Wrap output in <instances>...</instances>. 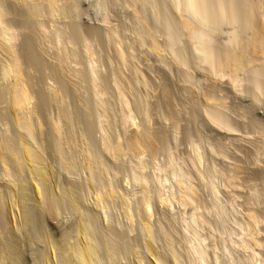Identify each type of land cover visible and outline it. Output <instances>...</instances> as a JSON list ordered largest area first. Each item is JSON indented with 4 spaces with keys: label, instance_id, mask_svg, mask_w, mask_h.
<instances>
[{
    "label": "rangeland",
    "instance_id": "rangeland-1",
    "mask_svg": "<svg viewBox=\"0 0 264 264\" xmlns=\"http://www.w3.org/2000/svg\"><path fill=\"white\" fill-rule=\"evenodd\" d=\"M48 1L2 0L8 15L6 22L16 32L15 51L21 67L23 65V83L31 96L29 109L33 110L35 121L38 120L42 126L41 140L48 145V160L50 164L52 161L51 165L58 172L57 180L54 179L56 183L53 181V185L51 182L52 197L47 193L49 198L41 200L35 194L32 177L28 176L26 181L29 184L25 182L27 194L22 192L28 195L27 201L17 204L16 214L8 211L10 229L21 237L18 240L21 251L25 252L22 256L24 263L42 264V256L47 253L50 264H65L69 251L75 248L78 240L80 243L82 241L78 230L80 208L99 217L97 226L102 234H115L108 236H112L119 245L116 246L120 249L118 256L121 264H138L142 259L144 264H160V259L164 262L162 264H197L198 258L192 247L197 244L196 233L200 234L206 246L208 264H264V46L262 50H254L255 44H252L264 26V5L261 0H232L237 17H242V21L231 13L232 17L235 16V24L228 23L230 21L226 19L228 22H220L218 28L213 24L201 23V19L192 14L188 0H146L144 12L147 22L144 27L147 29L140 25L142 7L135 0H106V4L105 0H57V11L54 13ZM230 1L224 3L230 5ZM184 23L200 32L196 35L199 40L191 35L189 37L183 29ZM143 28L149 36L144 35L146 43L141 48L137 47L135 41ZM201 36L208 40L216 58L219 56L218 62L226 59L230 52L245 56V59L241 58V68L226 65L227 68L218 69V64L213 68L198 51L204 44L200 41ZM1 55L0 51V137L17 140L23 132L14 122L15 112L10 101L11 80L2 77L6 58ZM145 85L147 88H144ZM144 111H148L147 119ZM125 114H131L130 118ZM217 116L223 118L221 121L226 119L224 121L230 127L228 130L222 129L221 124L214 121V117L218 119ZM58 122L62 137L69 144V158L75 159L76 167L73 169L65 168L59 161L55 131ZM142 129L146 132L143 133ZM139 133L148 134L149 137L143 135V138ZM106 139L121 151L118 155L112 156L106 151ZM134 139L142 140L143 144H140L142 147L135 145L136 151L131 145L137 142ZM83 152H94L90 154L96 181L89 179V172L82 163ZM8 183L9 179L4 177L0 168V185L6 184V192L12 190ZM213 183L217 189L216 196L212 192ZM70 184L77 187L84 197L78 195L80 199H75L64 193ZM95 190L104 197V204H98L100 207L94 204ZM161 196L163 201L160 200ZM146 202H150L153 209L146 208ZM25 206L27 209L23 210ZM192 214H196L194 216L199 223H195L193 229L189 225ZM252 215L257 218V223H251ZM146 224H151L153 230L157 231L153 246L144 231ZM192 230L198 231L195 233ZM70 236L75 243L70 244ZM244 241L246 245H243ZM53 242L68 252H61L60 249L53 254L52 248L50 250ZM121 249H125V252ZM101 253L102 257L107 258L106 251Z\"/></svg>",
    "mask_w": 264,
    "mask_h": 264
},
{
    "label": "bare ground",
    "instance_id": "bare-ground-1",
    "mask_svg": "<svg viewBox=\"0 0 264 264\" xmlns=\"http://www.w3.org/2000/svg\"><path fill=\"white\" fill-rule=\"evenodd\" d=\"M134 1V0H133ZM132 1V2H133ZM136 2H139V4H141V6L140 7H142V10L139 12L140 13V19H139V21L141 22L140 23V25L142 26V27H144V23L145 22H147L146 20V17H145V4L147 3V2H145L146 0H135ZM152 1V0H151ZM209 1V2H208ZM226 0H188V5H189V8H190V10H191V12H192V14H194V16H196V18L197 17H199L201 20H200V22L202 23H204L205 25H211V24H213V25H215L217 28H218V26H219V24H220V22L222 23V22H226L227 20L228 21H230V22H228V23H231V24H235L234 22L236 21V20H233L234 19V17L236 16V18H240V17H237L238 15V13H237V11H235V8L233 7L234 5H233V2L234 1H230V5H229V3H228V5L227 4H225V3H227V2H229V1H227V2H225ZM62 2V1H61ZM130 2V1H129ZM154 2V1H153ZM211 2H213V3H211ZM225 2V3H224ZM27 3H28V1H27ZM32 3V2H31ZM48 3L50 4V7L52 8V12L54 13V11L56 12L57 11V0H49L48 1ZM155 3V2H154ZM209 3H211V5H213V4H215V5H213L214 7H212V8H209L208 7V5H209ZM231 3H232V5H231ZM29 4V3H28ZM130 4V3H129ZM137 4V3H136ZM4 5L5 4H3L2 3V0H0V51L2 52V55H4V57L6 58L5 59V63L3 64V66H2V77L5 79V80H11L9 83H11V85H9V86H11V91H12V93H11V98H10V101L12 102V107H13V109H12V111H14L15 112V121L14 122H16V124H17V126L16 127H18V130L19 131H21V132H23V133H21V135L18 137V139L17 140H15V138L13 139V137L11 138H9V137H0V168L2 169V174L4 175V177L5 178H8L9 179V185H10V187H12V190H9V192H6V191H8V190H6L5 189V187H6V184H5V186L3 185H0V255H1V262L0 263H2V264H25L24 262V260H23V252L21 251V248H20V243H19V240H21L20 238L21 237H18L17 236V233L16 232H13V230H11L10 229V224H9V222H8V213L9 212H11V214L12 215H14V213L16 214V212H17V204L20 202V201H24V200H26L27 201V196L26 195H24L22 192H26L27 190H28V188H27V186H26V183L25 182H27L26 181V179H27V177L28 176H30V177H32V181L35 183V185H34V183H33V187L35 188V194L38 196V197H40V199L41 200H43V199H45V198H49V196H51L52 197V195H51V193L50 192H52L53 193V191H52V188H53V186L51 187V185H52V183L51 182H53L54 181V179H56L57 180V177L56 176H58V174L56 175V172H55V169L56 168H54L55 166H53V165H51L52 164V161H51V164H50V162H49V158H48V155H47V146L48 145H45V143H43V140H41L42 138L40 137V135H41V124L38 122V120H37V122L35 121V118H34V114H33V110L31 111L30 109H29V105H30V103H31V96L29 95V93L27 92L28 90L26 89L27 87H25V85H24V83H23V79H22V67H23V65H22V67H21V63H20V59L18 58V56H17V54H16V51H15V40H16V32L14 31V28H12L11 27V25H9V24H7V20H6V15H7V13H6V10H5V7H4ZM27 5V4H26ZM41 5V4H40ZM171 5V4H170ZM180 5V4H179ZM6 6H7V4H6ZM35 6V5H34ZM39 6V5H38ZM155 6H156V4H155ZM8 7V6H7ZM36 7V6H35ZM59 7V6H58ZM181 7V6H180ZM236 7V6H235ZM262 7V6H261ZM49 8V7H48ZM50 8V9H51ZM165 8V7H164ZM241 8H243V7H241ZM244 8H246V6L244 7ZM257 8V7H256ZM40 9V8H39ZM39 9H37L36 11H38ZM140 9V8H139ZM148 9V8H147ZM173 9V8H172ZM233 9V10H232ZM64 10V9H63ZM151 10V9H150ZM158 10V9H157ZM156 10V12H158ZM260 10V9H259ZM32 11H34V10H32ZM149 11V10H148ZM147 11V12H148ZM235 11V12H234ZM244 11V10H243ZM10 12V11H9ZM134 12V11H133ZM146 12V13H147ZM40 13V12H39ZM63 13V12H62ZM154 13V12H153ZM159 13V12H158ZM167 13V12H166ZM169 13V12H168ZM182 13H183V11H182ZM234 14L233 15V17H232V14ZM237 13V14H236ZM143 16H142V15ZM152 14V13H151ZM175 14H177V12L175 13ZM241 14V13H240ZM239 14V15H240ZM243 14V13H242ZM258 14V13H257ZM35 15V14H34ZM61 15V14H60ZM166 15V14H165ZM231 15V16H230ZM251 15H252V13H251ZM147 16V15H146ZM159 16V15H158ZM182 16V15H181ZM248 16V15H247ZM7 17H8V15H7ZM59 17V16H58ZM132 17V16H131ZM261 17V16H260ZM186 18V17H185ZM232 18V19H231ZM235 18V19H236ZM181 19V18H180ZM227 19V20H226ZM48 20V19H47ZM138 20V19H137ZM153 20V19H152ZM160 20V19H159ZM187 20V19H186ZM233 20V21H232ZM255 20H257V19H255ZM175 21V20H174ZM237 21H239V19H237ZM240 21H242V17L240 18ZM260 21V20H259ZM40 22V21H39ZM199 22V23H200ZM264 22V21H263ZM9 23V22H8ZM11 23V22H10ZM43 23V22H42ZM135 23V22H134ZM138 23V22H137ZM153 23V22H152ZM157 23V22H156ZM192 23V22H191ZM237 23V22H236ZM256 23H259V22H256ZM44 24V23H43ZM46 24V23H45ZM193 24V23H192ZM203 24V25H204ZM139 25V24H138ZM139 25V26H140ZM148 25V24H147ZM156 25V24H155ZM183 25V29H185V31H187V34H189V37H190V35L191 36H194L193 38L195 39V37H197L198 35H199V33L196 31V29L194 30V27L193 26H189V24H187V23H184V24H182ZM195 25V24H194ZM197 25V24H196ZM221 25V24H220ZM259 25H260V23H259ZM264 25V24H263ZM140 26V28H142ZM46 27V26H45ZM132 27V26H131ZM135 27V26H134ZM191 27H193V28H191ZM197 27V26H196ZM211 27V26H210ZM139 28V27H138ZM144 28H146V27H144ZM143 28V30H141L142 31V34H139L138 36H137V38H136V41H135V44H136V42H137V44H138V46L137 47H141L142 48V46H144L145 45V43H146V39L144 38V35L146 34V33H144V32H146L145 30L147 29H144ZM155 28V27H154ZM158 28V27H157ZM259 28H260V26H259ZM263 28V29H262ZM37 29V28H36ZM150 29V28H149ZM158 29H160V28H158ZM162 29V28H161ZM173 29V28H172ZM171 29V30H172ZM61 30V29H60ZM130 30V29H129ZM200 30V29H199ZM262 30V31H261ZM138 31V30H137ZM156 31H157V29H156ZM176 31V30H175ZM184 31V30H183ZM259 31H261V32H259V34H257V37L256 38H254V42H252V44L255 46V48H254V50H262L264 47V26L263 27H261V29L259 30ZM57 32V31H56ZM56 32H55V34H56ZM64 32V31H63ZM148 32V31H147ZM155 32V31H154ZM111 33V32H110ZM141 33V32H140ZM150 33V32H149ZM172 33V32H171ZM170 33V34H171ZM176 33V32H175ZM47 34V33H46ZM52 34V33H51ZM61 34V33H60ZM64 34V33H63ZM148 34V33H147ZM146 34V35H147ZM151 34V33H150ZM198 34V35H197ZM255 34V35H256ZM107 35V34H106ZM161 35V34H160ZM197 35V36H196ZM201 35H203V34H201ZM112 36V35H111ZM110 36V37H111ZM134 36H136V34L134 35ZM149 35H147V37H148ZM45 37V36H44ZM109 37V38H110ZM118 37V36H117ZM153 37V36H152ZM162 37V36H161ZM236 37V36H235ZM234 37V38H235ZM255 37V36H254ZM34 38V37H33ZM114 38V37H113ZM121 38V37H120ZM131 38V37H130ZM156 39H157V36L155 37ZM159 38V37H158ZM198 38V40H199V37H197ZM196 38V39H197ZM42 39V38H41ZM64 39V38H63ZM145 39V40H144ZM185 39V38H184ZM110 40V39H109ZM116 40V39H115ZM132 40H134V39H132ZM187 40V39H186ZM185 40V41H186ZM48 41V40H47ZM62 41V40H61ZM108 41V40H107ZM117 41V40H116ZM120 41V40H119ZM174 41V40H173ZM188 41V40H187ZM190 41V40H189ZM196 41V40H195ZM194 41V42H195ZM200 41H203L204 42V44H203V46H202V48L201 49H199L198 51H200L202 54H203V56H205V58H206V60H207V62L210 64V65H212V67L214 68L215 66H217V64H218V66L216 67V68H218V67H220V68H218V69H221V68H227V66H229L230 65V68H231V66H233V65H235V67L236 68H241V66L243 65H241L240 66V64H241V61H242V55H244V54H246V53H244V52H242V53H244V54H242L241 56L242 57H240L238 54H241V53H237V55H234V54H236V53H232V52H230V54H227V52H226V59L224 58H222V59H220L221 61L220 62H218L219 61V56L216 58V56L217 55H215V53H214V51H213V49L212 48H210V44H209V42H208V40L207 39H204L203 38V36H201V40ZM210 41V40H209ZM235 41V40H234ZM55 42V41H54ZM104 42V41H103ZM113 42V41H112ZM118 42V41H117ZM123 42V41H122ZM134 42V41H133ZM178 42V41H177ZM193 42V41H192ZM108 43V42H107ZM110 43H111V41H110ZM191 43V42H190ZM199 43V42H198ZM202 43V42H201ZM200 43V45H202ZM208 43V44H207ZM232 43V42H231ZM61 44V43H60ZM113 44V43H112ZM133 44V43H132ZM176 44V43H175ZM28 45H29V43H28ZM34 45V44H33ZM156 45V44H155ZM185 45V44H184ZM213 45V44H212ZM211 45V46H212ZM32 46V45H31ZM112 46V45H111ZM115 46V45H114ZM153 46V45H152ZM28 47V46H27ZM123 47V46H122ZM145 47V46H144ZM147 47H149V46H147ZM154 47V46H153ZM160 47V46H159ZM251 47H252V45H251ZM263 47V48H262ZM18 48V47H17ZM156 48H157V46H156ZM156 48H154V49H156ZM183 48V47H182ZM186 48V47H185ZM246 48H248L247 46H246ZM256 48H258V49H256ZM262 48V49H261ZM61 49V48H60ZM144 49V48H143ZM146 49H149V48H146ZM153 49V50H154ZM165 49V48H164ZM163 49V50H164ZM173 49H174V47H173ZM175 49H177V47L175 48ZM194 49V48H193ZM250 49V48H249ZM67 50V49H66ZM112 50H113V48H112ZM167 50V49H166ZM228 50H230V49H228ZM246 50V49H245ZM251 50V49H250ZM29 51V50H28ZM28 51H27V53H28ZM32 51V50H31ZM36 51V50H35ZM136 51V50H135ZM134 50H133V52H135ZM139 51V50H138ZM137 51V52H138ZM156 51V50H155ZM159 51V50H158ZM174 51H176V50H174ZM263 51H264V49H263ZM33 52V51H32ZM118 52V51H117ZM116 52V53H117ZM120 52V51H119ZM163 52V51H162ZM193 52H195L194 50H193ZM199 52V53H200ZM241 52V51H240ZM246 52V51H245ZM254 52V51H253ZM262 52V51H261ZM130 53V52H129ZM129 53H128V55H129ZM132 53V52H131ZM218 53V52H217ZM216 53V54H217ZM256 53V52H255ZM32 54V53H31ZM35 54V53H34ZM114 54V53H113ZM156 54V53H155ZM164 54H166V53H164ZM170 54V53H169ZM172 54V53H171ZM193 54H195V53H193ZM192 54V55H193ZM198 54V53H197ZM231 54H233V55H231ZM248 54V53H247ZM257 54H260V52H257ZM1 55V56H2ZM92 55V54H91ZM116 55V54H115ZM120 55V54H119ZM219 55V54H218ZM21 56V55H20ZM19 56V57H20ZM117 56V55H116ZM135 56V55H134ZM169 56H171V55H169ZM173 56V55H172ZM179 56V55H178ZM186 56V55H185ZM198 56V55H197ZM225 56V55H224ZM32 57V56H31ZM119 57V56H118ZM123 57V56H122ZM125 57V56H124ZM176 57H177V55H176ZM193 57H194V55H193ZM20 58H22V57H20ZM27 58V57H26ZM120 58H121V56H120ZM130 58V57H129ZM168 58V57H167ZM197 58V57H196ZM196 58H194V59H196ZM244 59H245V56L243 57ZM66 59V58H65ZM118 59V58H117ZM136 59H137V57H136ZM165 59V58H164ZM169 59V58H168ZM33 60V59H32ZM35 60V59H34ZM89 60V59H88ZM134 60V59H133ZM140 60V59H139ZM226 60V61H225ZM251 60V59H250ZM4 61V60H3ZM24 61V60H23ZM130 61V60H129ZM160 61H162V60H160ZM174 61V60H173ZM225 61V62H224ZM244 61V60H243ZM35 62H36V60H35ZM42 62V61H41ZM120 62V61H119ZM128 62V61H127ZM131 62V61H130ZM196 62V61H195ZM198 62V61H197ZM229 62V63H228ZM230 62H231V64H230ZM244 62H246V61H244ZM1 63V62H0ZM60 63V62H59ZM180 63V62H179ZM201 63V62H200ZM226 63V64H225ZM41 64V63H40ZM93 64H94V62H93ZM129 64V63H128ZM187 64V63H186ZM198 64V63H197ZM202 64V63H201ZM216 64V65H215ZM162 65H164V64H162ZM179 65V64H178ZM196 65V64H195ZM226 67H225V66ZM128 66V65H127ZM188 66V65H187ZM223 66V67H222ZM235 67H232V68H235ZM57 68V67H56ZM97 68V67H96ZM115 68V67H114ZM137 68V67H136ZM135 68V69H136ZM189 68H190V66H189ZM235 68V69H236ZM59 69V68H58ZM126 69V68H125ZM229 70V69H228ZM227 70V71H228ZM242 70V69H241ZM59 71V70H58ZM57 71V72H58ZM216 71H217V69H216ZM222 71V70H221ZM223 71H224V69H223ZM73 72V71H72ZM94 72V71H93ZM116 72V71H115ZM215 72V71H214ZM213 72V73H214ZM233 72H235V71H233ZM62 73V72H61ZM136 73V72H135ZM142 73V72H141ZM66 74V73H65ZM217 74H218V72H217ZM223 74V73H222ZM233 74V73H232ZM92 75V74H91ZM216 75V74H215ZM1 76V75H0ZM72 76V75H71ZM74 76V75H73ZM72 76V77H73ZM136 76V75H135ZM141 76V75H140ZM96 77V76H95ZM133 77H134V73H133ZM137 77V76H136ZM142 77H144V76H142ZM193 77V76H192ZM69 78V77H68ZM130 78H131V76H130ZM138 78V77H137ZM2 79V78H1ZM3 79V80H4ZM58 79V78H57ZM141 79V78H140ZM67 80V79H66ZM95 80V79H94ZM116 80V79H115ZM127 80V79H126ZM134 80V79H133ZM138 80V79H137ZM128 81V80H127ZM136 81V80H135ZM135 81H133V82H135ZM186 81V80H185ZM69 82H71V81H69ZM129 82H132V81H129ZM145 82V81H144ZM189 82H190V80H189ZM191 82H193V80L191 81ZM198 83V82H197ZM196 83V84H197ZM62 84V83H61ZM70 84V83H69ZM137 84V83H136ZM6 85V84H5ZM74 85H76V84H74ZM116 85V84H115ZM132 85H134V84H132ZM2 86V85H1ZM137 87H138V85H136ZM148 86V85H147ZM188 86V85H187ZM199 86H201V85H199ZM130 87V86H129ZM198 87V86H197ZM3 88V87H2ZM10 88V87H9ZM144 88H147L146 87V85H145V87ZM153 88V87H152ZM151 88V89H152ZM161 88H163V87H161ZM160 88V89H161ZM196 88V87H195ZM199 88V87H198ZM201 88V87H200ZM98 89H99V87H98ZM149 89V88H148ZM147 89V90H148ZM191 89V88H190ZM130 90V89H129ZM145 90V89H144ZM152 90H154V89H152ZM197 90V89H196ZM98 91V90H97ZM190 91V90H189ZM9 92H10V90H9ZM119 92V91H118ZM168 92V91H167ZM55 93H56V91H55ZM58 93V92H57ZM122 93V92H121ZM150 93V92H149ZM204 93V92H203ZM99 94V93H98ZM208 94V93H207ZM10 95V94H9ZM120 95V94H119ZM164 95H165V93H164ZM167 95H168V93H167ZM188 95V94H187ZM211 95V94H210ZM162 96V95H161ZM194 96V95H193ZM200 96H201V93H200ZM212 96V95H211ZM100 97V96H99ZM164 96H162V98H163ZM190 97V96H189ZM123 98V97H122ZM201 98V97H200ZM199 98V99H200ZM204 98V97H203ZM100 99V98H99ZM137 99H138V97H137ZM193 99V98H192ZM198 99V100H199ZM148 100V99H147ZM126 101V100H125ZM124 101V102H125ZM138 101H139V99H138ZM138 101H137V103H138ZM143 101V100H142ZM166 101V100H165ZM204 101V100H203ZM10 102V103H11ZM102 102V101H101ZM135 102V101H134ZM202 102V101H201ZM9 103V102H8ZM129 103V102H128ZM140 104V103H139ZM167 104V103H166ZM128 105V104H127ZM144 105V104H143ZM104 106V105H103ZM128 106H130V105H128ZM139 106V105H138ZM125 107V106H124ZM137 108V107H136ZM141 108V107H140ZM142 109V108H141ZM140 109V110H141ZM143 109H145V108H143ZM126 110V109H125ZM169 110V109H168ZM134 111V110H133ZM136 111V110H135ZM142 111V110H141ZM4 112V111H3ZM139 112V111H138ZM146 112H148V111H146ZM146 112L144 111V116L146 117ZM13 113V112H12ZM129 113V112H128ZM210 113V112H209ZM211 114V113H210ZM219 114V113H218ZM38 115V114H37ZM130 115L131 114H129L128 116L125 114V116H127L128 118H130ZM124 116V117H125ZM137 116V115H136ZM152 116V115H151ZM221 116V115H220ZM7 117V116H6ZM134 117V116H133ZM132 117V118H133ZM41 118V117H40ZM148 117H146V119H147ZM217 118H218V116H217ZM39 119V118H38ZM223 119V118H222ZM220 117L218 118V119H216V117H214V121L215 122H219V124H221V126H222V129H226V130H228V128H230L229 127V124H227V121L225 122L224 120H226V119H224L223 121H221L222 120ZM7 120V119H6ZM130 120V119H129ZM143 120V119H142ZM41 121V120H40ZM133 121V120H132ZM140 121V120H139ZM146 121H148V120H146ZM213 121V120H212ZM221 121V122H220ZM10 122V121H9ZM8 122V123H9ZM13 122V121H12ZM135 122V121H134ZM42 123V122H41ZM56 123V122H55ZM145 124V123H144ZM133 125V124H132ZM147 125V124H146ZM176 125V124H175ZM127 127V126H126ZM132 127V126H131ZM44 128V127H43ZM54 128V127H53ZM12 129V128H11ZM14 129V128H13ZM145 129V128H144ZM130 130V129H129ZM148 130V129H147ZM55 131H56V136H57V153H59V161L65 166V168H67V169H70L71 167H72V169L74 168V167H76V165L74 164V160L75 159H73V158H69V156H70V154H68V150L69 149H67V147L69 146V144H68V141H67V139H66V141H65V139L62 137L63 135H62V128H61V126L59 125V122H58V124H56L55 125ZM105 131V130H104ZM138 131V130H137ZM177 131V130H176ZM11 132V131H10ZM128 132V131H127ZM142 132H143V129H142ZM146 132V131H145ZM145 132H143V133H145ZM4 133V132H3ZM20 133V132H19ZM176 133V132H175ZM12 134V133H11ZM65 134V133H64ZM134 134V133H133ZM140 134V133H139ZM177 134V133H176ZM4 135H5V133H4ZM43 135V134H42ZM106 135V134H105ZM104 135V136H105ZM109 135V134H108ZM138 135V134H137ZM143 136V135H146V134H140V136ZM148 135V134H147ZM146 135V137L148 138L149 136H147ZM10 136V135H9ZM45 136V135H44ZM141 136V137H142ZM177 136V135H176ZM65 137V136H64ZM110 137V136H109ZM145 137V138H146ZM158 137V136H157ZM67 138V137H66ZM137 138V137H136ZM143 138H144V136H143ZM146 138V139H147ZM165 138V137H164ZM105 139V138H104ZM133 139V138H132ZM141 139V138H140ZM145 139V140H146ZM156 139V138H155ZM69 140V139H68ZM152 140V139H151ZM166 140V139H165ZM70 141V140H69ZM134 141H137V140H135L134 139ZM142 141V140H141ZM140 140L139 141H137L136 143L134 142H132V144L131 145H133L134 146V148H133V146H132V148L135 150V145H143L142 144V142H141ZM149 141V140H148ZM160 141H161V139H160ZM110 142V141H109ZM108 142V139H106V142H104L105 144V149H106V151L111 155L112 154V156L113 155H118V153L119 152H121V151H119V149H116V148H114L113 147V145H110V143ZM128 142V141H127ZM130 142V141H129ZM138 142H140V143H138ZM146 142H147V140H146ZM145 143V142H144ZM165 143V142H164ZM195 143V142H194ZM168 144V143H167ZM68 145V146H67ZM117 145V144H116ZM119 145V144H118ZM140 145V147H142ZM163 145V144H162ZM169 145V144H168ZM192 145V144H191ZM190 145V146H191ZM146 146V145H145ZM148 146V145H147ZM154 146H156V145H154ZM153 146V147H154ZM158 146V145H157ZM170 146V145H169ZM174 146H176V145H174ZM195 146V145H194ZM89 147V146H88ZM91 147V146H90ZM139 147V146H138ZM136 148H137V146H136ZM160 148V147H159ZM175 148V147H174ZM140 149V148H139ZM203 149V148H202ZM123 150V149H122ZM137 150V149H136ZM135 150V151H136ZM143 150H145V149H143ZM162 150V149H161ZM199 150V149H198ZM90 151H91V149H90ZM147 151V150H146ZM51 152V151H50ZM162 152V151H161ZM196 152V151H195ZM91 153V152H90ZM88 153V152H83V157H84V162H82L85 166V170H87V172H89V175L88 176H90V180H95V174H94V167H93V161H92V156H91V154H93V153ZM107 153V154H108ZM126 153V152H125ZM135 153V152H134ZM152 153V152H151ZM156 153V152H155ZM193 153V152H192ZM147 154H148V152H147ZM146 154V155H147ZM196 154V153H195ZM50 155H52V154H50ZM56 155V154H55ZM122 155V154H121ZM158 155V154H157ZM199 155L200 154H198V157H199ZM202 155H203V152H202ZM57 156V155H56ZM55 156V157H56ZM78 156V155H77ZM94 156V155H93ZM108 156V155H107ZM142 156V155H141ZM144 156V155H143ZM153 156V155H152ZM169 156V155H168ZM173 156V155H172ZM54 157V156H53ZM71 157V156H70ZM58 158V157H57ZM56 158V159H57ZM203 158V157H202ZM54 159V158H53ZM70 159V160H69ZM71 159H72V161H71ZM172 159V158H171ZM199 159V158H198ZM95 160H96V158H95ZM169 160V159H168ZM200 160V159H199ZM169 161H171V160H169ZM171 162H173V161H171ZM198 162V161H197ZM56 163V162H55ZM181 163V162H180ZM202 163V162H201ZM77 164V163H76ZM98 164V163H97ZM167 164V163H166ZM170 164V163H169ZM175 164V163H174ZM165 165V164H164ZM79 166V165H78ZM60 167V166H59ZM83 167V166H82ZM137 167H138V165H137ZM170 167V166H169ZM210 167V166H209ZM214 167V166H213ZM61 168V167H60ZM64 168V169H65ZM139 169H140V167H138ZM144 168V167H143ZM142 169V168H141ZM57 170V169H56ZM61 170V169H60ZM98 170V169H97ZM158 170V169H157ZM184 170V169H183ZM206 170V169H205ZM204 170V171H205ZM68 171V170H67ZM66 171V172H67ZM174 171V170H173ZM187 171V170H186ZM210 171V170H209ZM139 172V171H138ZM164 172V171H163ZM166 172V171H165ZM211 173H212V171H210ZM218 172V171H217ZM216 172V173H217ZM58 173V172H57ZM176 173V172H175ZM183 173H184V171H183ZM187 173V172H186ZM199 173V172H198ZM207 173V172H206ZM210 173V174H211ZM98 174V173H97ZM185 174V173H184ZM200 174V173H199ZM213 174V173H212ZM61 175V174H60ZM163 175V174H162ZM209 175V174H208ZM99 176V175H98ZM141 176V175H140ZM203 176V175H202ZM213 176V175H212ZM97 177V176H96ZM187 177V176H186ZM61 178V177H60ZM98 178V177H97ZM137 179H138V177H136ZM135 178V179H136ZM143 178V177H142ZM181 178V177H180ZM210 178V177H209ZM220 178V177H219ZM30 179V178H29ZM99 179V178H98ZM148 179V178H147ZM151 179V178H150ZM167 179H168V177H167ZM166 179V180H167ZM172 179V178H171ZM186 179V178H185ZM212 179V178H211ZM28 180V179H27ZM56 180L54 181L55 183H56ZM59 180H61V179H59ZM59 180H58V182H59ZM101 180H103V179H101ZM142 180V179H141ZM143 180H144V178H143ZM188 180H190V179H188ZM213 180V179H212ZM211 180V181H212ZM221 180V179H220ZM223 180V179H222ZM89 181V180H88ZM96 181V180H95ZM106 181V180H105ZM136 181V180H135ZM138 181V180H137ZM140 181V180H139ZM149 181V180H148ZM154 181V180H153ZM162 181V180H161ZM160 181V182H161ZM173 181H175V179L173 180ZM29 182V181H28ZM27 182V183H28ZM31 182V181H30ZM54 182H53V185H54ZM57 182V183H58ZM92 182V181H91ZM99 182V181H98ZM103 182V181H102ZM144 182V181H143ZM150 182V181H149ZM156 182V181H155ZM163 182V181H162ZM182 182H184V181H182ZM226 182V181H225ZM90 183V182H89ZM94 183V182H93ZM105 183V182H104ZM209 183V182H208ZM220 183V182H219ZM227 183V182H226ZM2 184V183H1ZM29 184V183H28ZM107 184V183H106ZM151 184V183H150ZM162 184V183H161ZM218 184V183H217ZM57 185V184H56ZM55 185V186H56ZM60 185V184H59ZM69 185V184H68ZM96 185V184H95ZM166 185V184H165ZM204 185V184H203ZM54 186V187H55ZM85 186V185H84ZM101 186H103V185H101ZM187 186V185H186ZM223 186V185H222ZM8 187V186H7ZM15 187H18V189H15ZM154 187V186H153ZM211 187V186H210ZM33 188V189H34ZM97 188V187H96ZM161 188V187H160ZM162 188H165V187H162ZM190 188V187H189ZM188 188V189H189ZM8 189V188H7ZM55 189H57V188H55ZM59 189H60V187H59ZM66 189V191H64V193L65 192H67L68 194H70L71 196H73V198H79L78 197V195L82 198V197H84V195L82 196V194L83 193H80L79 192V190H78V188L77 187H75L74 185H71L70 184V186H69V188L67 189V188H65ZM64 189V190H65ZM83 189V188H82ZM100 189V188H99ZM187 189V188H186ZM185 190V189H184ZM195 190V189H194ZM33 191V190H32ZM61 191V190H60ZM59 191V192H60ZM81 191V190H80ZM96 191V190H95ZM104 191V190H103ZM149 191V190H148ZM159 191V190H158ZM158 191H157V193L156 194H158ZM192 191H193V189H192ZM82 192V191H81ZM97 192V191H96ZM154 192V191H153ZM212 192H213V194H214V196H216L217 195V189H216V187H215V185H214V183L212 184ZM29 193V192H28ZM47 193H50V195L47 197L46 195H47ZM66 193V194H67ZM90 193H92V192H90ZM94 193L95 192H93V195H94ZM112 193V192H111ZM155 193V192H154ZM23 194V195H22ZM26 194H27V192H26ZM66 194L64 195L65 197H66ZM67 194V195H68ZM96 194V198H95V196H94V198H92V199H94V204L96 205V206H98V204H101V202L103 203V201H102V199L104 198H102V196L103 195H100L101 193H99L98 194V192L97 193H95ZM105 194V193H104ZM145 194V193H144ZM185 194V193H184ZM191 194V193H190ZM93 195H91V196H93ZM127 195V194H126ZM152 195V194H151ZM163 195V194H162ZM179 195V194H178ZM194 195V194H193ZM29 196H31V195H29ZM53 196H54V194H53ZM107 196V195H106ZM105 196V197H106ZM122 196V195H121ZM158 196H159V194H158ZM158 196H157V198H158ZM177 196V195H176ZM181 196V195H180ZM198 196V195H197ZM68 197V196H67ZM70 197V196H69ZM68 197V198H69ZM115 197V196H114ZM124 197V196H123ZM155 197H156V195H155ZM154 197V198H155ZM199 197V196H198ZM72 198V197H71ZM72 198V199H73ZM86 198V197H85ZM91 198V197H90ZM89 198V199H90ZM118 198V197H117ZM209 198V197H208ZM212 198V197H211ZM217 198V197H216ZM31 199V198H30ZM47 199H45V200H47ZM51 199V198H50ZM53 199V198H52ZM80 199V198H79ZM91 199V200H92ZM106 199V198H105ZM151 199L153 200V198L151 197ZM160 199V198H159ZM177 199V198H176ZM196 199V198H195ZM215 199V198H214ZM78 200V199H77ZM76 200V201H77ZM82 200V199H81ZM160 200H162V196H161V199ZM159 200V201H160ZM169 200V199H168ZM174 200V199H173ZM40 201V200H39ZM57 201V200H56ZM155 201V200H154ZM163 201V200H162ZM195 201V200H194ZM25 202V201H24ZM42 202H44V201H42ZM46 202V201H45ZM54 202H55V199H54ZM91 202H93V201H91ZM90 202V203H91ZM105 202V201H104ZM151 202H153V201H151ZM158 202V201H157ZM176 202V201H175ZM198 202V201H197ZM51 203V202H50ZM185 203V202H184ZM196 203V202H195ZM26 204V203H25ZM24 204V205H25ZM40 204V203H39ZM42 204V203H41ZM52 204V203H51ZM70 204V203H69ZM92 204V203H91ZM104 204V203H103ZM108 204V203H107ZM106 204V205H107ZM129 204V203H128ZM167 204V203H166ZM182 204V203H181ZM191 204V203H190ZM216 204V203H215ZM221 204V203H220ZM20 205H21V203H20ZM45 205H47V204H45ZM144 205H146V208H148V209H150L151 208V206H150V202H146ZM201 205V204H200ZM203 205V204H202ZM23 206V205H22ZM49 206H50V204H49ZM56 205H54L53 207H55ZM70 206V205H69ZM159 206H161V205H159ZM26 207V206H25ZM45 207V206H44ZM52 207V208H53ZM75 207V206H74ZM98 207H100V206H98ZM103 207V206H102ZM105 207V206H104ZM193 207H195V206H193ZM192 207V208H193ZM208 207H210V206H208ZM224 207V206H223ZM22 208V207H21ZM123 208V207H122ZM127 208V207H126ZM216 208H217V206H216ZM24 209H27V207L26 208H23V210ZM42 209V208H41ZM48 209V208H47ZM101 209V208H100ZM106 209H107V207H106ZM151 209H153V208H151ZM206 209V208H205ZM208 209V208H207ZM210 209V208H209ZM221 209V208H220ZM90 210H93V209H90ZM194 210V209H193ZM9 211V212H8ZM16 211V212H15ZM79 211H80V216H81V219H80V228L78 229L79 230V235H80V237H81V243L79 242V240H78V242L76 243V246H75V248L72 250V251H69V253H68V255L65 257V256H63V258L65 257V264H67V263H69V264H121L120 263V261H119V256H118V251H120V249L116 246V245H118V243L116 244V242L114 241L115 239H113V238H111L113 235H115V234H113L112 235V233H110L112 236L111 237H109L108 235H110L109 234V232H108V234H102L101 232H100V230H99V228H98V226H97V222H99L97 219L99 218H96L97 216H94V214L93 213H91V211L89 212V210L87 211V209H80L79 208ZM207 211V210H206ZM209 211V210H208ZM214 211V210H213ZM14 212V213H13ZM221 212V211H220ZM24 213H26V212H24ZM105 213H107V212H105ZM126 213V212H125ZM224 213V212H223ZM93 214V215H92ZM98 214V213H97ZM225 214V213H224ZM187 215V214H186ZM195 216H196V214H194ZM193 214L191 215V223H189V225L191 224V227L192 226H194L195 225V223L196 224H199L198 222H196L197 221V218L194 216ZM25 216V215H24ZM33 216V215H32ZM100 216V215H99ZM108 216V215H107ZM216 216V215H215ZM30 216H29V214H28V217H27V220L29 219L30 220V218H29ZM198 217V216H197ZM222 217V216H221ZM150 218V217H149ZM32 219V218H31ZM251 223H257V218L255 217V216H251ZM29 220H28V222H29ZM35 220V219H34ZM13 221V220H12ZM34 222V221H33ZM148 223V222H147ZM19 224V223H18ZM24 224H26V223H24ZM29 224V223H28ZM27 224V225H28ZM248 224V223H247ZM26 225V226H27ZM30 225V224H29ZM28 225V226H29ZM151 225V224H150ZM149 224H146V225H144L145 227H144V231H145V234H146V237L151 241L150 242V244L152 245V242H155V238H156V234L155 233H157V231H154L153 230V227L152 226H150ZM219 225V224H218ZM197 226V225H196ZM257 226V225H256ZM19 227H21V226H19ZM18 227V228H19ZM25 227V226H24ZM190 227V228H191ZM28 228V227H27ZM194 227H192V229H193ZM245 228H246V226H245ZM248 228V227H247ZM23 229H25V228H23ZM197 229V228H196ZM200 229V228H199ZM202 229V228H201ZM223 229V228H222ZM20 230V229H19ZM24 231V230H23ZM193 231V230H192ZM196 232L198 231V230H195ZM195 231H193V232H195ZM246 231V230H245ZM107 232V231H106ZM195 232V233H196ZM227 232V231H226ZM19 234H20V232H18ZM18 234V235H19ZM198 233H196L195 234V236H196V245L195 246H192V247H194V253L197 255H195L197 258H198V263H197V261H196V263L197 264H208V262H207V250H206V246H205V244H204V241H203V239H201V237H200V234H198ZM222 234V233H221ZM239 234V233H238ZM248 234V233H247ZM78 235V234H77ZM223 235V234H222ZM235 235V234H234ZM255 235V234H254ZM20 236H21V234H20ZM34 236V235H33ZM203 236V235H202ZM230 236V235H229ZM233 236V235H232ZM23 237V236H22ZM38 237V236H37ZM118 237V236H117ZM187 237V236H186ZM186 237H185V239H186ZM253 237V236H252ZM257 237V236H256ZM29 238V237H28ZM30 238H32V237H30ZM195 238V237H194ZM222 238V237H221ZM231 238V237H230ZM19 239V240H18ZM23 239V238H22ZM241 239V238H240ZM30 240V239H29ZM51 240V239H50ZM119 240V239H118ZM187 240V239H186ZM206 240V239H205ZM224 240V239H223ZM32 241V240H31ZM189 241V240H188ZM195 241V240H194ZM246 241V240H245ZM245 241L243 242V245H246V243H245ZM257 241V240H256ZM43 242V241H42ZM232 242V241H231ZM236 242V241H235ZM235 242H233V244L235 243ZM238 242H239V240H238ZM255 242V241H254ZM258 242V241H257ZM59 243V242H58ZM156 243V242H155ZM224 243V242H223ZM226 243V242H225ZM249 243V242H248ZM47 244H49V243H47ZM60 244V243H59ZM229 244V243H228ZM236 244V243H235ZM256 244V243H255ZM53 247H52V246ZM50 246V250H51V248H52V250H51V252H53V254H54V252H56V251H60V249H61V252L63 251V252H65L66 253V248L64 249H62L61 247H58V245L56 246V244L53 242V244H51ZM230 245V244H229ZM228 245V246H229ZM240 245V244H239ZM262 245V244H261ZM61 246V245H60ZM119 246V245H118ZM153 246V245H152ZM222 246V245H221ZM226 246V245H225ZM63 247H64V245H63ZM151 247V246H150ZM232 247V246H231ZM45 248V247H44ZM102 248H104V249H102ZM122 248V247H121ZM191 248V247H190ZM47 249V248H46ZM117 249H119V250H117ZM129 249V248H128ZM153 249V248H152ZM193 249V248H192ZM228 249V248H227ZM49 250V249H48ZM48 250H46L47 252H48V254H49V251ZM122 250V249H121ZM226 250V249H225ZM230 250V249H229ZM101 251H106V256H107V258H105V257H102L103 255H102V253H101ZM122 251H124L125 252V249H123ZM133 251V250H132ZM136 251V250H135ZM153 251V250H152ZM226 251H228V250H226ZM245 251V250H244ZM60 252V253H61ZM68 252V251H67ZM129 252V251H128ZM191 252V251H190ZM231 252V251H230ZM229 252V253H230ZM25 253V252H24ZM233 253H235V252H233ZM41 254V253H40ZM40 254H39V256H40ZM43 254V253H42ZM41 254V255H42ZM56 254H57V252H56ZM134 254V253H133ZM153 254V253H152ZM236 254V253H235ZM61 255H65V254H61ZM102 255V256H101ZM120 255V254H119ZM123 255V254H122ZM215 255V254H214ZM52 256V255H51ZM105 256V255H104ZM156 256H158V255H156ZM128 257V256H127ZM42 258H44L43 259V261H41V262H43L42 264H50L51 263V259H50V257L48 258V255H47V253H46V255L43 257L42 256ZM104 258H105V260H104ZM216 258H219V256H217ZM160 259V258H159ZM158 259V260H159ZM240 259V258H239ZM245 259V258H244ZM249 259V258H248ZM138 260H139V258H138ZM163 260V259H162ZM218 260V259H217ZM223 260V259H222ZM225 260H227V259H225ZM229 260H231V259H229ZM236 260V259H235ZM166 261V260H165ZM239 261V260H238ZM251 261V260H250ZM40 262V261H39ZM63 262V263H64ZM143 262H145V261H143V259L142 260H139V263L138 264H144ZM159 262H160V264H162V263H164L163 261L161 262V259L159 260ZM229 263V262H228ZM238 263V262H237ZM244 263V262H243ZM242 263V264H243ZM40 264V263H39ZM168 264V263H167ZM170 264V263H169ZM210 264V263H209ZM218 264V263H217ZM225 264V263H224ZM245 264V263H244Z\"/></svg>",
    "mask_w": 264,
    "mask_h": 264
},
{
    "label": "clouds",
    "instance_id": "clouds-1",
    "mask_svg": "<svg viewBox=\"0 0 264 264\" xmlns=\"http://www.w3.org/2000/svg\"><path fill=\"white\" fill-rule=\"evenodd\" d=\"M105 4H106V0H105ZM261 4L264 5V0H261ZM208 7H209V8H212V7H214V6L211 5V4H209ZM69 242H70V244H71V243H75V241L72 240L71 236L69 237Z\"/></svg>",
    "mask_w": 264,
    "mask_h": 264
}]
</instances>
